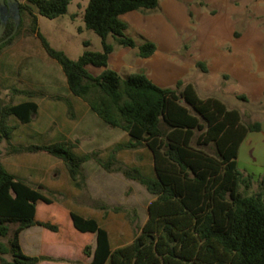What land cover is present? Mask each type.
I'll use <instances>...</instances> for the list:
<instances>
[{"label":"trees","instance_id":"1","mask_svg":"<svg viewBox=\"0 0 264 264\" xmlns=\"http://www.w3.org/2000/svg\"><path fill=\"white\" fill-rule=\"evenodd\" d=\"M159 3L160 0H89L85 25L102 38L103 51L88 50L78 60L51 47L38 33L47 54L62 67L73 95L88 102L101 120L128 135V142L117 144L108 161L97 160L106 171H121L154 196L141 232L131 243L115 248L109 230L99 219L59 204L0 162V264L68 261L47 252V243L61 242L63 225L41 216L40 203L55 209L52 217L68 213L70 224L86 238L77 245V264H87L90 259L91 264H264V186L261 183V191L250 193L256 180L242 171L238 162L243 142L249 133L260 132L262 123H244L239 111L229 109L220 99L201 98L191 83L180 81L176 89L162 88L146 74L123 78L108 68L114 51L111 36L124 47H137L126 34L128 24L121 17L156 10ZM69 5L70 0L20 2L18 31L13 35L18 23L10 19L3 37L9 40L0 46V51L20 34L26 15L36 33L38 16L56 19L67 14ZM156 52L157 45L152 41L139 48L143 58ZM198 65L207 71L204 63ZM90 66L105 70L94 75ZM14 91L30 100L4 105L0 98V144L10 139L12 129L4 126L7 116L29 124L39 109L32 99L41 92ZM141 148L150 153L152 174L138 166L114 168L117 151ZM11 152L46 153L62 159L78 187L84 178L83 165L94 158L92 154L77 153L73 144L64 141L13 145ZM34 226L44 230L45 245L38 256L27 255L21 244V234Z\"/></svg>","mask_w":264,"mask_h":264},{"label":"rangeland","instance_id":"2","mask_svg":"<svg viewBox=\"0 0 264 264\" xmlns=\"http://www.w3.org/2000/svg\"><path fill=\"white\" fill-rule=\"evenodd\" d=\"M88 3L89 0H70L67 14L56 19L38 16L36 33L30 26V17L26 15L20 34L11 43L27 44L23 46L28 49L26 52L35 51L33 44L43 51L45 56L42 57H46L50 69H46L47 60L44 64L36 59L23 62L24 68L18 71L31 77V82L36 80L26 88L40 90L38 92L44 96L37 99L42 102L48 85L56 80L53 100L62 103V108L55 110L61 124V110L68 104L71 108L66 76L58 62L45 51L38 33L51 47L65 52L73 60H78L88 50L103 51L102 38L85 25ZM121 18L128 24L126 34L136 41L137 47H124L111 36L109 42L114 45V51L110 55L109 69L117 71L123 78L134 73L146 74L162 88L176 89L180 81L191 83L201 98L220 99L229 109L239 111L244 123L261 122L264 126V0H160L156 10L147 13L135 11ZM146 41L154 42L157 52L143 58L139 56V48ZM200 62L206 65L207 71L199 67ZM40 63L44 66L41 70ZM89 69L94 75L105 70L93 66ZM42 83L45 86L39 87ZM15 86L14 81L0 80V98L4 105L15 102ZM57 96H61L62 101ZM76 106L73 118L81 125L69 142L77 153L94 155L83 165L84 178L80 179V187L70 179L63 160L46 153H25L24 170L12 162L8 164L9 169L59 204L99 219L109 230L115 248L129 244L148 220V209L154 196L139 182L126 178L121 171L108 172L101 166L97 159L108 161L116 145L128 142L129 137L118 128L109 129L108 124L92 112L88 102H82L81 109L86 108L82 113L78 111V104ZM68 110L70 114L71 110ZM43 118L55 120L52 113L45 112L44 117L36 116L34 124L40 126ZM19 123L7 116L4 126ZM59 126L56 122L52 125L54 128ZM18 128L22 134L19 138L25 137L28 128ZM56 142L50 134L37 130L36 136L26 137L25 143L19 145ZM11 145V139L0 144V160H6ZM114 156L117 163L114 168L138 166L144 173L152 174V158L144 148L120 150ZM239 163L240 169H246L255 176L250 193L261 191V183L264 186V132L249 136ZM40 206L41 216L63 225L61 242L46 244L48 254L73 259L70 262L75 264L79 252L77 245L86 238L70 224L68 213H60L59 217L55 213L56 217H52L55 209H49L43 203ZM43 233V228L34 226L21 234V244L27 255L41 254L45 245Z\"/></svg>","mask_w":264,"mask_h":264},{"label":"crops","instance_id":"3","mask_svg":"<svg viewBox=\"0 0 264 264\" xmlns=\"http://www.w3.org/2000/svg\"><path fill=\"white\" fill-rule=\"evenodd\" d=\"M25 45H27V44H10V45H8L7 47H5L4 49H2L0 51V80H2V81H11V82L14 81V83L17 86H15L13 88V91H14V89L29 90V89L26 88V85L36 82V80L31 82L32 81L31 77H29L28 75L24 76V75L20 74V72L18 71L19 69L24 68L25 65L23 64V62H25V61H34V60L38 59V60H40L41 62L44 63L47 60L46 57H42L44 55V53H43V51L38 50V47H37L36 44H33L34 45V49H35V51H33V52H26L28 49H25L23 47ZM46 64H47L46 69H50L48 60H47ZM48 66H49V68H48ZM43 68H44V66L41 64L40 70L43 69ZM38 78H37V80H38ZM41 86H45V85L42 83V84L39 85V87H41ZM47 88H48V90L45 93V97L43 98V100H44L43 102L39 101L37 99L38 97H41L43 94L41 96H38V97L32 99L35 102H37V104L39 106V109H38L37 114L34 115L33 121L31 123L23 124V123H21L18 120L20 122L18 125L15 124V125H12V126H6L7 129H12L10 131V139L12 141V145L11 146H13V145L19 146V143H25L26 137L31 138V137L37 135V130H40L43 133H46L48 135L50 134L51 135V139L53 141H58V142H63L64 141V142L71 143V142H69V140L72 139V136H74L77 128L80 127V125H81L80 121L78 123V121L74 120L75 118H73L74 117L73 110L76 111V108H77L76 104H78L79 113H82V110L85 111L86 108L83 107V109H81L80 106H81L82 102H86V101L81 99V98H79V97L74 96L73 93L68 89L66 92L68 94L67 95L68 99L71 102V108H69V104H68L67 107L64 108V110L63 109L61 110L60 116L63 119V124H61L60 122L57 121V113H56L55 110H56L57 107H60V109H61L62 108V106H61L62 103H60L58 101L56 102L55 100H53V99H55V96H56V95H54L55 91H56V80H53L51 85L50 86L48 85ZM38 91H40V90H38ZM14 94L17 97H15V102L13 103V105L14 104L17 105V104H20V103H22L24 101L30 100L29 98L25 97L24 95L18 94L15 91H14ZM57 97L61 100V96H57ZM76 98H79V99H76ZM64 104H65V102H64ZM42 105L46 109H44L42 107ZM68 109L71 110L70 114H69V110ZM45 112L46 113L47 112L52 113V115L54 116V119H55L54 122L51 119H49V120L46 119L45 120V118H43V121L41 122L40 126L39 125L38 126L35 125L34 121H35L36 116L42 115L44 117V113ZM13 118H15V117H13ZM55 122H56V124L59 123L60 126L56 127V128L52 127V125ZM45 123H46V126H44ZM105 124H107V123H105ZM21 126H24V127L28 128V132H27L26 136L23 137V138H19V136L22 135V134L19 133L20 130H19L18 127H21ZM106 126H108L109 129H113L114 130V127H111L110 125H106ZM47 130H49V131H47ZM263 132H264V126L262 124V130L260 132H253V133H260L261 134ZM253 133L252 132L249 133V135L247 136V138L243 142V144H242V146L240 148L238 162H240V160H241V153L244 151V146L246 145L247 140L249 139V136H251V134H253ZM11 146L9 147V150L7 152L8 155L6 157V160L5 161L4 160H0V162H2L4 164V166L7 168V170L9 172H11L12 174L17 176V174L11 168L9 169L8 164L10 162H12L13 164L16 163L17 166H19L22 169V167H25L24 162L27 159H25L23 154L12 153L11 152ZM11 156H12V158H11ZM18 163H19V165H18ZM22 170H24V169H22ZM241 170L246 172L247 174H251L246 169H241ZM95 245H96V242H94V246ZM65 259H67L68 261L67 262H63V263L43 262L41 264H72L70 261L73 260V259L66 258V257H65ZM75 264H77V263H75ZM87 264H91V259H90V261Z\"/></svg>","mask_w":264,"mask_h":264},{"label":"water","instance_id":"4","mask_svg":"<svg viewBox=\"0 0 264 264\" xmlns=\"http://www.w3.org/2000/svg\"><path fill=\"white\" fill-rule=\"evenodd\" d=\"M0 16L2 24L0 26V46L4 44L9 38L3 40L5 35L6 25L10 19L17 21L16 29L13 33L15 35L19 28V22L21 19L20 2L18 0H0ZM2 120V107L0 103V123Z\"/></svg>","mask_w":264,"mask_h":264}]
</instances>
